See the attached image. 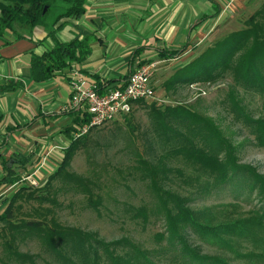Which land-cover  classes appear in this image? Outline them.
<instances>
[{"label": "trees", "instance_id": "1", "mask_svg": "<svg viewBox=\"0 0 264 264\" xmlns=\"http://www.w3.org/2000/svg\"><path fill=\"white\" fill-rule=\"evenodd\" d=\"M56 2L61 3L63 7L59 6L60 9L55 14L47 33L52 41L50 47L38 53L30 52L28 55L29 74L34 83L57 76H68L74 65L81 63L89 53L90 40L87 36L81 37L76 32L70 40L59 41L54 37V31L62 24L52 28L60 19L80 18L85 12L86 0H0V37L7 31L15 38L28 36L32 28L42 22L46 12L50 7H54ZM217 13L215 12L214 15ZM186 45L173 49L160 48L157 57L176 58ZM149 61L151 60H140L136 66ZM129 72L130 70L119 82L114 79H101L97 75H92V79L96 83L97 90L104 92L123 87ZM226 74L232 81L226 97L234 112V120L242 117V123L250 129L254 143L264 146V116L254 118L242 113L237 107V97L234 96L237 94L235 86L259 93L264 92V1L244 21V28L231 31L212 45L205 47L188 63L176 69L165 85L174 89L178 85L192 83L212 84ZM2 88L7 90L9 87L4 84ZM145 101L147 100L135 101L133 108L140 103H146ZM149 101L147 104V118L151 132L149 146H156L158 152L148 159L143 158L140 153H135V160L140 179L149 189L152 201L148 206H137L133 210L132 217L139 218L142 223H146L150 215L160 220L163 230L155 234V240L164 241L166 246H163L162 250H170L173 257L178 256L181 259L182 264H226L219 258L202 256L188 246L186 232L191 231L202 240L224 245H227V242L220 237L223 233L254 239L253 237L263 226L261 221H264V207L250 219L211 224L202 212L188 207L187 196H181L164 188L163 183L169 179V173L174 172L180 177L184 175L181 168L169 164V158L178 156L183 162L207 174L211 179L210 186L213 187L225 183L234 174L245 177L251 181V187H257V193L263 203L264 179L250 166L237 161L236 146L221 135L219 127L211 119L180 103L159 107L155 102ZM67 113L71 114L72 118L70 124L61 129L65 142L60 150V161L55 170L48 174L44 187L51 179L60 178L62 182L70 184L74 190L87 194L88 205L97 208L101 197L92 195L89 186L92 182L65 170L79 147H82L85 157L90 159L87 133L72 136V133L87 122L88 115L83 108H72ZM31 159V154L12 153L8 157L0 154L2 172L0 190L12 186L6 192L0 193V206H3L0 211L3 264H40L37 255L18 250V241L26 237L35 238L46 253L47 259L43 260V264H153L146 252L129 238L104 240L93 231L62 225L52 217L14 220L13 203L22 195L39 203L43 201L54 203V200L46 195L34 194L32 191L24 194L28 186L33 187L25 181H20L22 175L31 171L34 162Z\"/></svg>", "mask_w": 264, "mask_h": 264}, {"label": "rangeland", "instance_id": "2", "mask_svg": "<svg viewBox=\"0 0 264 264\" xmlns=\"http://www.w3.org/2000/svg\"><path fill=\"white\" fill-rule=\"evenodd\" d=\"M264 0H241L235 9L225 12L214 28L206 35L198 54L227 33L244 28V21ZM61 3L50 7L39 24L46 31L51 27ZM211 22H207L206 26ZM195 56H182L181 59H156L157 64L151 74L154 100L159 107L180 103L197 113L208 117L221 131V135L236 146L237 161L250 166L264 179V146L254 143L250 129L242 123V117L234 120L227 91L232 84L229 75L209 83H192L167 87L165 82L172 73L188 63ZM237 107L250 117L264 116V92L259 93L241 86H235ZM140 103L125 118H118L105 125L91 128L87 133V148L90 159L85 157L82 147L75 150L65 170L68 173L84 177L89 182L92 195L101 197L100 204L93 208L87 203V194L74 190L70 184L60 178H53L48 185L44 183L49 173L55 170L60 161L59 153L51 157L50 165L36 175L37 184L27 187L34 194L46 195L54 203L18 197L13 203L12 216L18 219L54 218L62 225H69L86 231H93L104 240L129 238L137 247L146 252L153 264H182L178 256L173 257L170 250H162L164 241L155 240V234L163 230L162 222L152 215L146 223L133 218V210L140 205H150L152 196L140 179L136 168L135 153L150 158L158 149L151 143V132L147 118V104ZM62 126H58V129ZM65 128V127H64ZM58 131V130H57ZM74 133H72V136ZM65 137V136H64ZM57 141L54 140L53 142ZM39 158V157H38ZM53 161V162H52ZM169 164L183 170V177L174 172L163 183L181 196H187V205L194 211L203 213L211 224L227 223L252 218L264 207L257 187H251V181L234 174L225 183L217 187L210 186V177L199 169L185 163L178 156H170ZM2 172L0 171V175ZM43 186V187H42ZM43 189V190H42ZM6 188L0 193L6 192ZM3 206H0V211ZM260 222V221H259ZM258 234L253 237L223 233L220 237L226 244L202 240L197 234L187 231L186 243L202 256L219 258L226 264H264V221ZM3 237L0 235V264L3 260ZM20 252L37 255L43 264L46 253L35 238L26 237L18 241ZM178 251V249H177ZM251 255V256H249Z\"/></svg>", "mask_w": 264, "mask_h": 264}, {"label": "crops", "instance_id": "3", "mask_svg": "<svg viewBox=\"0 0 264 264\" xmlns=\"http://www.w3.org/2000/svg\"><path fill=\"white\" fill-rule=\"evenodd\" d=\"M240 1L86 0L80 18L60 19L52 28L62 24L54 31L59 41L70 40L76 32L90 40L89 53L74 67L90 78L97 75L119 82L138 61L158 59L160 48L187 44L170 60L197 56L221 15ZM207 22L211 23L206 26ZM50 28L46 31L37 25L28 36L15 38L5 31L0 37V154H31L32 167L50 146L63 147L65 137L58 126H67L72 118L64 109L69 98L68 76L34 83L29 74L28 55L50 47ZM58 153L56 149L50 153L42 171Z\"/></svg>", "mask_w": 264, "mask_h": 264}, {"label": "built area", "instance_id": "4", "mask_svg": "<svg viewBox=\"0 0 264 264\" xmlns=\"http://www.w3.org/2000/svg\"><path fill=\"white\" fill-rule=\"evenodd\" d=\"M157 60L142 63L128 73L123 87L99 92L95 81L78 67H73L68 74L69 98L64 109L83 108L88 120L82 124L74 136L87 132L90 128L99 127L110 121L122 118L130 113L137 100H154V89L151 85V74ZM61 146L53 145L46 149L33 165L31 171L21 176L20 181L36 186V175L48 163L52 151L61 150ZM12 186L6 187V190Z\"/></svg>", "mask_w": 264, "mask_h": 264}, {"label": "water", "instance_id": "5", "mask_svg": "<svg viewBox=\"0 0 264 264\" xmlns=\"http://www.w3.org/2000/svg\"><path fill=\"white\" fill-rule=\"evenodd\" d=\"M45 8H43V10H44Z\"/></svg>", "mask_w": 264, "mask_h": 264}]
</instances>
